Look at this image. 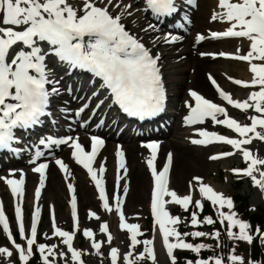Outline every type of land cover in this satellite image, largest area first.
Returning a JSON list of instances; mask_svg holds the SVG:
<instances>
[{
    "label": "snow or ice",
    "instance_id": "obj_1",
    "mask_svg": "<svg viewBox=\"0 0 264 264\" xmlns=\"http://www.w3.org/2000/svg\"><path fill=\"white\" fill-rule=\"evenodd\" d=\"M187 2L194 4L195 0H187ZM121 5L122 0H79L77 5L71 3L70 0H0V149L17 151L10 147L13 142H18L14 130L32 128L41 123V117L48 115L46 109L50 104V97L59 94L57 87L59 81L50 78L53 71L49 66V57H55L62 64L67 65L69 71L83 70L99 78L102 86L109 90L112 103L118 105L124 113L131 117H152L163 111L166 95L161 70L158 66L160 55L159 53L153 54L142 42V38L130 33L122 22L125 13L128 17L132 16V12L129 11L132 5L125 4L121 11L113 14L116 9L121 8ZM146 6L156 17H168L177 12L175 0H146ZM216 7L219 11H213L210 22L219 21L228 26L223 31H210L207 36L197 34L195 42L199 44L205 40L243 39L249 42L248 51L240 54L241 49L237 48L232 54L201 53V56L210 55L213 59L222 57L247 63L248 71L251 73L250 80L229 79L233 84L242 88L256 90L251 91L246 100L238 101L223 91L211 75L208 79L219 97L232 108L241 112L251 110L255 114L248 117L250 123L241 124L229 116L225 107L206 99L194 90H189L188 95L195 103L193 106L185 102L189 112L184 122L191 126L204 124L210 119L214 126L222 125L235 133L237 138H229L201 129L196 133L200 139H193L191 143L203 146L220 143L229 145L235 150L209 157L212 160L232 156L236 151L240 152L246 167L233 169V173L251 178L253 186L264 192V158L258 156L251 147H246L253 145L254 141L264 143V0H217ZM185 21L187 22V17ZM149 29L154 30L155 26L150 24L143 31ZM164 39L168 43H174L178 37L166 35ZM47 85L52 86L51 90L46 87ZM68 91L71 92V89ZM100 103L102 104L103 101ZM99 106L98 104L97 108ZM86 107L87 105H84V108ZM83 110L81 108L76 115L79 116ZM40 143L45 144L46 147L67 145L72 149V158L87 171L94 183L102 209L108 213L115 212L119 217L120 230L129 234L130 243L125 254L121 256L118 248H110L108 252L110 264H142L144 261L157 264L155 239H138L143 235L140 225L126 222L123 204L124 197L129 190L127 183L122 186L123 195L119 192L122 178L120 172L122 170L126 176L128 171L122 149L118 146L115 153L118 191L113 194V203L110 204L105 188L104 164H101L98 170L93 168L99 150L104 146L103 139L92 136L90 150L85 149L79 138L71 136L60 139L48 137L46 143L43 139ZM143 147L150 150L147 167L153 180L150 202L153 225L154 229L158 228L162 246L170 264H177L174 255L176 250H187L199 255L202 250L209 248L205 244L188 243L183 237L189 235L194 239L207 237L215 240L217 247H220L221 233L219 230L212 233L203 231L180 233L176 226L181 223V219L170 215L166 210L167 204L178 205L184 211H188L190 205L193 204L197 210L202 211V200L209 201L217 209L227 207L228 213L217 210V216L222 226L225 221L227 222L228 239L248 245L254 243V236L250 234V225L238 219L236 213L232 211L231 198L215 192L210 186L204 184L200 177H193L195 183L190 182L189 194L179 196L168 187L172 154H168L163 168L158 170L155 161L159 144L148 143ZM42 155L43 153L37 151L31 162L35 163ZM55 163L67 179L71 175L67 165L60 159H56ZM47 168V163H40L32 169L34 173L39 174V185L35 189L37 202L41 190L45 187ZM9 175L14 177L15 173L10 172ZM0 180L8 186L15 199V220L20 237L26 242V247H23L13 239L8 218L3 206L0 205V227L14 249L13 252L7 247H0V256L10 260L15 253L19 264H29L35 245V251L40 256V264H57L58 258L64 259L65 264H68L66 253L58 252L57 245L37 243V226L41 212L38 206L32 213L30 230L26 234L22 208L25 195L23 172L19 179L0 177ZM68 190L72 193L70 208L73 231L61 230L56 224L53 213L52 237L59 238L66 246L72 264H84L82 259L84 253L73 246V240L79 228V219L75 188L71 183L68 184ZM195 190H198L201 199L194 200L192 191ZM88 218L100 219L91 210H89ZM214 223L211 217H204L201 221L197 212L191 215L190 226L193 228L201 224L213 225ZM234 229L238 231H233ZM100 232L106 236L107 243L110 245L113 237L109 233L107 223L101 224ZM255 233L264 244V232L256 229ZM83 236L90 241L94 254L102 256V243L96 241L94 233L91 230H84ZM139 245L143 248L142 251L137 252ZM227 261L228 264H245L243 257L235 255V247L232 248ZM187 264H224V260L220 256H214L208 259H197L194 262L188 261ZM247 264H255V262L249 260Z\"/></svg>",
    "mask_w": 264,
    "mask_h": 264
},
{
    "label": "rangeland",
    "instance_id": "obj_2",
    "mask_svg": "<svg viewBox=\"0 0 264 264\" xmlns=\"http://www.w3.org/2000/svg\"><path fill=\"white\" fill-rule=\"evenodd\" d=\"M181 1H184V0H179V2H181ZM70 2L73 3L74 5L79 4V0H70ZM123 5L124 4L122 2L121 8L116 9L113 12V14L115 15L116 12L121 11ZM216 6H217L216 0H195V3L191 4L190 7H188V9L190 10L189 11L191 14L190 19H191L192 23H193V21L196 22L194 25L195 27L191 23L186 28V31H187V29H188V31L185 34H179L177 32H174V33L168 32L166 35H173V36L178 37V39H183V41L186 40V42H190V43L192 42L193 43V41H195V38L193 40V36L196 37L197 34H204L207 36L210 31H219V30L226 29V27L228 26L227 24L221 23L219 21L210 22V17L212 15L213 11H219V9ZM131 8L133 11H136V12L132 13V16H130V17H128L127 14L125 13V18L123 19L122 22L125 24L126 29L130 33H132L133 35H136L138 38H143L144 33L146 32V31H143V29H145V26H148L147 21L145 20V18L143 16H141V20L143 21V23H145V26L141 27L142 22L141 21L139 22V16H138L139 14L137 13L139 7L135 8L132 6ZM129 11H131V9H129ZM194 17L196 18V20L194 19ZM198 22L200 23L199 25H198ZM166 35H163V36L165 37ZM163 36H161V37H163ZM144 39L145 38H143L142 40H144ZM232 39L235 40V43H230V45H227V46L218 44L219 42H224L225 41L224 39L218 40V41L209 40L208 43H210V44L199 43V44L195 45L196 47L189 45L186 47H189L190 50L194 51L193 56H187V58H185V56L182 55V56H175L174 58H170V59H167V58L165 59V62H164L165 63L164 64V68H165L164 69V81H166V86L169 87V89L173 95L171 97L172 103H170L168 106L172 107V105H173V109H176V108L178 109L182 105L183 112L179 113V115H181L180 117L183 118L182 120H184L185 116H187V114H188L187 112L189 111V109L185 106V101H188L190 99V98H185L187 91L184 89L187 87L188 88H190V87L185 86V83L183 84L184 79L188 76L189 72L187 69H189V67H187L186 70H183L181 63L186 62V59L188 60V58L190 59V61L196 59V53H198V54L213 53V52L215 53L216 50L221 49L220 51H224L226 53L232 54V53L236 52L237 48L241 49L242 53H240V54H245L248 51L249 42L247 40L236 39V38H232ZM152 41L153 40L149 38L147 43L151 44ZM158 42H160V40H158ZM225 44H227V43H225ZM171 47L175 48L174 45H171ZM192 47H194V48H192ZM174 48L169 50L171 56L173 55L172 51L176 50V49L174 50ZM179 57H183V59L179 58ZM51 59H53V57ZM53 60H55V59H53ZM202 63L208 64L210 66V69H208V70L205 68H201L199 71L200 78H202L201 79L202 83L205 86L210 87L211 85L209 86L208 82L204 79V75L205 76L211 75L216 80L217 84L223 88V91L230 94L234 100H238V101L246 100L249 93L252 90L254 91V89H248V90L243 89L242 90L240 88H235L234 90H231V88L233 86L231 87L229 85L228 81L226 80L227 78H232V77L240 79V80H244V81L246 80V78H249L246 81L250 80L251 79V75H250L251 73H249V71H248V64L247 63L241 62V61H227L225 59H221V58L219 59L218 57L215 59H212V60L207 59V61H204ZM189 66H190V64H189ZM58 76L62 77V76H64V73L60 72V73H58ZM55 77H57V76H55ZM59 90H61V89H59ZM61 91L62 92H59L60 95L64 94L66 92L65 90H61ZM181 92H182V94H181ZM88 93L89 92H87V94ZM87 94L83 95L82 100L80 101L81 103H82V101L85 100ZM215 98H216V96L211 91L209 98H206V99L214 102ZM65 101H67V100H65ZM177 102L180 104H178ZM218 103H221V104L223 103L226 108H229V112H228L229 116L238 120L241 124L250 123V120L248 119V117L250 115H254V113L251 110H249L248 112H241L239 110H236V111H233L232 114H230V112H232L230 105H228L222 99H219ZM190 104H192L191 99H190ZM89 107H91V106H89ZM80 108H81V105L77 106V108H75V111L79 110ZM177 109L175 111H177ZM67 110L71 113H75V111L73 109H68L67 107H65V109H63L61 112H59L58 110L56 112L58 115L56 121L59 124V126L63 127V129H66L67 127L72 126L71 123L66 119L67 116H65L63 114V113H66ZM60 117H65L66 120L61 119ZM67 118H69V117H67ZM74 122L76 123V125L78 123H80V121H77V120H74ZM81 122H82V120H81ZM89 127H88V129H89ZM213 130H214V132L216 131L217 134L220 131L221 132L220 135H224V136L229 137V138H237L236 134L233 133L231 130L227 129L226 127L221 128L218 125H215ZM102 131H103V133H106L104 129ZM208 131L210 132V131H212V129L208 130ZM119 132L120 131H113L112 133L114 135H117ZM80 133H82V132H80ZM125 134H127V133H125ZM166 138H158L156 140V142L157 141L159 143L160 142H167ZM168 139H170V138H168ZM134 142H138V141L134 140ZM145 142H143V143H145ZM80 143L82 145L84 144L83 141H81ZM106 143L109 144L110 148L107 151H106V149H104L102 151L103 154L101 153L100 161H103L105 163L104 165L109 169L112 165L111 163L113 162V160L116 159L115 149L117 147H115L116 146L115 142H112V141L108 142L107 139H106ZM176 143L178 145L180 143H182L185 145V148H187V147L191 148L192 151H187L189 153L197 155L199 152H201V155L203 156V157L201 156V158H203V160L201 159V162H203V163H200L198 165V168L194 169V168H192V166L187 167V169H189V171H190V172H188L190 175L183 178V181H182L183 185L179 186L178 184L174 183V181L172 180V184H173L172 190H174L179 196L182 197L184 195L189 194L190 182L195 183L193 181V177H200L202 182L204 184L210 186L215 192L223 194V196L226 198H231V200L233 202L232 211H234L236 213L237 218L240 219L241 221L247 222L245 219L247 216H245V218L242 217V214L244 212H247V213L255 212L257 208H259L260 206H264V192H261V190L258 187L253 186L252 179L249 177L247 179L245 176L236 175L233 173V169H237L240 166L242 167V169H244L246 167V164L243 161L242 154L240 152L236 151L235 154L232 156H225L221 160L212 161L211 159H209V157L214 152L220 151V152L224 153V151H226L228 153V152H233L235 150L232 149V147L229 145L220 144V143L219 144H213V145L210 144V145H207V147L206 146L205 147L204 146L195 147L192 144H189V143L186 144L184 137L183 138L179 137V139H176ZM88 146H89V144H88ZM262 147H263L262 149L264 151V146H262ZM62 150L66 151V148H63ZM172 151H173V149H172ZM263 151L261 152V154H257L261 158L264 156V155H262V154H264ZM60 154H61V152L56 154L54 157L46 160V162L47 161H48V163H50L51 161L55 162L56 159H60ZM63 158H66V160L63 162L67 165L71 175L67 179H65V174L60 171L59 167L56 164H54L53 165L54 168L50 169L49 173H51V175H53V177L55 176L54 177V183L55 184H51V186H49V185L45 186L41 190V195H40L38 202L35 199V188H37L39 185V175H38V177H35L34 180L31 182L32 183L31 187L26 186L24 200H23V204H22L26 234H28V232L30 230L32 213H33L35 207L38 206L40 208L41 212H40L39 223L37 226V243L38 244L43 243V244H46L49 246L50 245H57L58 246L57 251L58 252L64 251L66 253V259H67L68 264H72L70 253H67L66 246H64L61 243L59 238L52 237V230L50 227H48L50 224L49 221L52 218V214L54 213L55 220L58 217L64 222L63 224L62 223H56L57 226L61 230L68 231V232L73 231V222L71 220L72 217L69 216V210H68L70 208V201H71V196H72V193H70L68 190V184L71 183L75 188V194H76L78 189L83 188L86 190L90 201L93 202L92 205L95 206V208H93L95 212H96V208L100 209V213L99 214L96 213V215L99 216L100 219L98 221L96 219V222H95L96 226H94V229L98 231V234L96 235L94 233V237H95L96 241L102 243L101 252L103 255L97 256L94 254L93 250L90 247V241L87 240L83 236V231L84 230H90V228L83 225L82 221H79V228L76 231V235H75L74 240H73V246L75 249L84 253V255H82V259L84 261V264H110V261L108 259V252H109L110 248L111 247L118 248L121 252V256L123 254H125L128 251V245L130 243V241L128 239L129 234L126 231L120 230V228H119V217L117 215H115L114 213L110 214V213H108L102 209L101 201L98 198V192L96 190V187H95L94 183L92 182L91 178L88 176L87 172H84L86 170L82 166L78 167L76 165L74 159L71 157V154L69 152H68V155L63 157ZM145 161H147V158ZM145 164H146V162H145ZM22 166H24V165L11 166V165L6 164V165L1 167L0 175L2 173L3 174L2 177H5V174H8V172L10 173L11 170L16 171V170L23 169L25 167V166L24 167H22ZM99 167H100V165L98 164V161H97L96 165H94L93 168L95 170H98ZM25 168H27L26 170L30 169L28 167H25ZM79 168L82 169L83 172H81V170ZM256 175H257V178H259L258 174H256ZM17 176H15L16 178L15 177H13V178L19 179L20 175H17ZM46 176H47V173H46ZM25 177L26 176L24 175V180L26 182ZM236 181L239 182L237 188L234 185L236 183ZM175 185L176 186L178 185L179 187L176 188ZM196 187L198 188V185ZM145 193L147 195H144V197H143L144 202L140 203V206L138 205L139 209L137 210V212L133 214L131 209L128 208V211H126V212L130 216L128 217L127 214L126 215L124 214L127 223H134V224L140 225V231L143 233V235L138 237V239H141V240L153 239L158 233V228L154 229V225H153V217H152L151 209H150V201L151 200H149L147 198V197H149V194H148L149 189H148V191L146 190ZM192 195H193L194 200L195 199H201L198 190L192 191ZM234 195H239L242 198L244 197L246 199V204H245V206H243L244 208L238 207V201H236V202L234 201ZM0 196H1V205L3 206L4 211H5V215L8 218L9 227H10V231L12 232L13 239L16 241V243H19V244H21V246L26 247V242L21 239L19 231H18V226H17L16 220H15V215H14L15 199L13 198L8 186L5 183L0 184ZM202 204H203V210L202 211L197 210L195 208L194 204L190 205L188 211H184L178 205H174V204L170 205V206L166 205V210L170 213V215L180 217L181 223L176 227H177L178 231L182 234L183 233H190L192 231H203L206 233H212L216 230H219L221 233L220 241H219L220 247H217V242L215 240L211 239V242H208V240H210V239L207 237H201V238H195L194 239L190 235L185 236L183 238L186 242L192 243L194 245L195 244H205V245H208L209 248L202 250L199 255H197L191 251H187V250H183V251L182 250H176L174 252V255L176 256L177 264H187L188 261L194 262L197 259H208V258L214 257V256L222 257L224 260V264H228L227 257L230 254L233 247H235V255L243 257L245 264H247V262L249 260L253 261V259L251 258V245H248V244H246L244 242H240V241L229 240L227 237V234H226L227 222L225 221L223 226L219 222V218L217 216V210L228 213L229 209L227 207H224L222 209H217L207 200H202ZM124 210L125 209L123 208V211ZM84 211L85 210L82 211L83 216L85 219L87 218L86 220H88V215H86V212H84ZM193 212H197L198 218L201 221L204 219V217H211L215 221V223L213 225H215L216 228L213 227V229H212L211 225H205V224H201L200 226H198L196 228L191 227L190 226L191 215ZM103 223L108 224L109 233L113 237V240H112L110 245L107 243L106 236L100 232V226ZM233 231H238V229H234ZM250 234H253L254 238L257 237L255 230L252 229L251 227H250ZM98 235H100V236H98ZM48 237H52V238L49 239ZM200 239H204V241H200ZM160 240H161V238H160ZM258 240H259V247L261 249H263V251H264V244L261 243L259 238H258ZM0 247H7L14 252V249L12 248L11 243L8 241L6 235L4 234L2 227H0ZM142 248H143V246L139 245L137 247L136 251L137 252L142 251ZM184 253L190 255L191 258H182L181 254L183 255ZM165 255H166V251H165ZM0 264H19V260H18L17 255L14 253V255L10 258V260L5 259L3 256H0ZM29 264H40V256H39V253L35 251V245L33 247V256L31 257ZM57 264H65V260L58 258ZM142 264H151V262L144 261V262H142ZM157 264H170V261H169L167 255H166L165 259H163L162 261L160 259H157ZM255 264H258V263L255 262Z\"/></svg>",
    "mask_w": 264,
    "mask_h": 264
},
{
    "label": "bare ground",
    "instance_id": "obj_3",
    "mask_svg": "<svg viewBox=\"0 0 264 264\" xmlns=\"http://www.w3.org/2000/svg\"><path fill=\"white\" fill-rule=\"evenodd\" d=\"M125 4H127V3H125ZM194 19L196 20L195 17H194ZM195 23L196 22L193 21V23H192L193 26L195 25ZM199 24L200 23L198 22V25ZM221 31H223V30H221ZM155 32H152V33L155 34ZM194 38H195V36H193V40H194ZM224 40H225L224 42H219L218 44L227 46V45H230V43H235V40L232 39V38L230 40L229 39H224ZM208 42H209V40H205V41H202L200 43L207 44ZM225 43H227V44H225ZM173 44H174L175 48L170 46V45H173ZM208 44H210V43H208ZM189 45L195 46V42H193V43L191 42L190 43V42H186V40L185 41L177 40L174 43H168V42L165 41V39H162V41L160 40V42H158L156 45H153V44L150 45L149 48L151 49L152 53L153 54L159 53V55H160V60L158 61V64L161 63L159 65L160 70H161V74H163L164 69H165L164 68V64H165L164 62H165L166 58L170 59V58H174L175 56H182V55H184L185 58H187V56H193V54H194L193 52L194 51L190 50L189 47H186V46H189ZM172 48H174V50L175 49L176 50L172 51L173 55L171 56L169 50L172 49ZM192 48H194V47H192ZM218 51L219 50H216L215 53H218ZM179 58L183 59V57H179ZM49 59H50V57H49ZM207 59L208 60L209 59L212 60L213 58L210 55L201 56L200 54L196 53V59L190 61V59L188 58V60L186 59V62H182L181 63L182 64L181 66L183 67V70H186L187 67H189V69H187L188 72H189L188 76L184 79L183 84L185 83V86H189L190 87L189 90H194L197 93L201 94L205 98H209L210 92L212 90H211L210 87H207V86H205L202 83V80H201L202 78H200L199 71H200L201 68H205L207 70L210 69V66L208 64H205V63L203 64L202 63L204 61H207ZM189 64H190V66H189ZM54 67L57 70L56 72L59 73L60 72V70H59L60 68L57 67V65H55ZM65 79H67L66 75L63 78L59 79L58 80L59 81L58 86H61V88H63V84L65 82ZM247 79H249V78H246V80ZM162 80H163V77H162ZM162 82L164 84V87H166V81L165 82L162 81ZM187 88H185L184 90H186ZM189 90L187 91V93H186L187 96L185 98L188 97ZM181 94H182V92H181ZM78 95L79 94H78V91H77L76 95H75V98H74V100H73L71 105L76 104V102L81 99L80 96H78ZM165 95H167V98H169V96H170L169 92H167L166 90H165ZM70 102H71V100H69L68 103L65 102V104L67 106H69ZM89 102H90V100H89ZM61 104H63V103H61ZM178 104H180V103H178ZM176 109H174V115H172L168 119V122H167L168 127H167L166 131H163V132H160V133H158V132L154 133L152 131L147 130L145 133H142V134H138L137 133L138 135L136 134V136H131V135H133L132 133H130V134H122V136H119V137L115 138V140H114V141L117 142L116 146L117 147L119 146L122 149V151L124 152V154H125V163H126V167H127V170H128L126 176H124L122 170L120 172V175L122 177L121 180H120V185H121V188L119 189L120 194L123 195L122 186L125 183H127L128 189H129L128 190V194L124 197L123 208L125 209L124 210V212H125L124 214L125 215L127 214L126 211H128V208L131 209L133 214L137 212V210L139 209L138 205L140 206V203L144 202L143 201V197H144V195H147L146 194L147 192L145 193V191L146 190L148 191V189H149V193H148L149 197H147V198L149 200H151V191H152V188H153V180H152L151 172L149 171V169L147 167V161H145L146 158L148 159L150 157V150L147 149L146 147H143L144 144H143V142L141 143V140H143V141L146 140V141H149V142H153V140H155L156 137L157 138H166L167 137L166 138L167 142H160V143L158 142L159 150H158V153H157V158H156V161H155V165H156L158 170H161L163 168L165 162H166L168 154L169 153L172 154V164H171V167H170L169 177H168V180H169L168 187L171 190H172V185H173L172 184V180L174 181V183H176L179 186H181V185H183V182H182L183 178H185L188 175H190L188 173L190 171H189V169H187V167L192 166V168L196 169V168H198V165L200 163H203V162H201V159L203 160V158H201V156H202L201 152H199L197 155L187 152V151H192V149L188 148V147L185 148V145L182 144V143H180L178 145L176 143V139H179V137H181V138L185 137L186 138V144L187 143L192 144L191 140L200 139V137L196 134L197 131L201 130V129L202 130H207V131L211 130L212 127H213V123L209 119V120H206L204 124H197V125L188 126V125L185 124L184 120H182L183 118L180 117L181 115H179V113L183 112L182 107L180 106L177 109V111H175ZM98 112H99V110L95 109L93 111L92 115L97 114ZM103 113H104L103 118L106 117V120H107V118H108L107 110L103 111ZM81 115H82V112L80 113L79 117ZM92 115L89 114L86 117V120H85V124L86 125H88L90 123H91L90 125L93 124V121H90V120H92ZM89 121H90V123H89ZM85 124L84 125H77V127H75V131H78V129L79 130H83V127L84 128L86 127ZM245 124H247V123H245ZM109 128H111V127H109ZM73 131H74V128L73 129H67L66 132H64V133L66 135L67 134H72ZM215 133H216V131H215ZM81 137L82 136L78 134V138H81ZM168 138H170V139H168ZM136 139H138L139 142H134V140H136ZM192 145H194V144H192ZM83 146L85 147L86 150H90V145L88 146V144H83ZM194 146L198 147V146H203V145H194ZM262 146H264V144L262 142L254 141L253 145L246 146V147H251L252 150L254 152H256V154H261V152L263 151V149H262L263 147ZM103 148L108 150L110 148V146L107 143H105ZM172 149H173V151H172ZM68 152H69V149H68V151L64 150L60 154V159L62 161L66 160V158H63V157L67 156ZM100 153H101V151H99V153H98L96 158L99 157ZM262 155H264V154H262ZM145 162H146V164H145ZM47 164H48V168L46 170L47 176H46V180H45V186H48V185L51 186V184H55L54 183V177L55 176L53 177V175H51V173H49L50 172L49 170L54 168L53 165L55 164V162H50V163H47ZM111 164L112 165H111V167L109 169L104 165V167L106 169V171L104 173L105 188H106V193H107V195L109 197L110 204L113 203V200H112L113 194L118 191L117 190V185H116L117 174H118L117 173L116 159L113 160V162ZM93 165H95V163H93ZM22 167H24V166H22ZM24 168L20 169V170H16V171L12 170V172L15 173V176L20 175L21 172H23V174L26 176L25 177L26 178V182L24 184V190H25L26 186H29V187L32 186L31 182L34 180L35 177H38L39 174L33 173V171H29V170H26L27 168H25V169ZM9 174L10 173L8 172V174H6L5 177L13 178V177H10ZM2 183H4V181L0 180V184H2ZM178 185L177 186L175 185L176 188L179 187ZM75 195H76V198H77V214H78L79 221H82L83 225H85L88 228H90V230L97 235L98 231L94 229V226H96L95 225L96 219H89L88 218V220H86L87 218L86 219L84 218L83 212H82L83 210H85L84 212H86V215H88L89 209L91 211L95 212L94 209H93V208H95V206L92 205L93 202L90 201L86 190L83 189V188L82 189H78ZM166 199H170V198L166 197ZM0 205H1V196H0ZM167 205L170 206V205H173V204H167ZM68 210H69V216H71V208H69ZM95 213L99 214L100 213V209L96 208V212ZM113 213L115 214V212H113ZM127 216L129 217L130 215L127 214ZM56 221H57L56 223H62V224L64 223L58 217H57ZM49 223L50 224H49L48 227H50L51 230H52V219H50ZM98 236H100V235H98ZM154 239H155V253H156L157 259H160L162 261L163 259H165L166 255H165L164 248L162 246V241L160 240V237H159L158 233L154 237Z\"/></svg>",
    "mask_w": 264,
    "mask_h": 264
},
{
    "label": "trees",
    "instance_id": "obj_4",
    "mask_svg": "<svg viewBox=\"0 0 264 264\" xmlns=\"http://www.w3.org/2000/svg\"><path fill=\"white\" fill-rule=\"evenodd\" d=\"M239 182H236L234 185L238 186ZM234 201H238V207L244 208L246 204V199L239 195H234ZM245 216H247L245 218ZM242 217L246 219L248 224L252 229H260L264 230V207L260 206L259 208L256 209L255 212L247 213L244 212L242 214ZM212 229L215 227V225H211ZM216 228V227H215ZM225 238V237H224ZM227 239V238H226ZM200 241H204V239H200ZM208 242H211V239L208 240ZM182 258H191L190 255L184 253L183 255L181 254ZM251 258L253 259L254 262L258 264H264V254L261 251V248L258 245V240L257 237L254 238V243L251 245Z\"/></svg>",
    "mask_w": 264,
    "mask_h": 264
}]
</instances>
